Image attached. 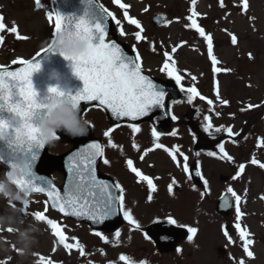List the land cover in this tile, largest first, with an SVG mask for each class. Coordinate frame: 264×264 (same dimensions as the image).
Returning a JSON list of instances; mask_svg holds the SVG:
<instances>
[{"label": "rangeland", "instance_id": "rangeland-1", "mask_svg": "<svg viewBox=\"0 0 264 264\" xmlns=\"http://www.w3.org/2000/svg\"><path fill=\"white\" fill-rule=\"evenodd\" d=\"M98 1L113 14L115 19L121 21L120 26H117L114 20L113 31L118 39L129 47L134 48L137 45L145 49L144 53L140 52V62L146 72L158 77H167L165 73L159 71L165 60L163 53L165 51L171 53L172 47L178 46L177 51L172 55L180 74L185 77L182 80L183 86L185 88L195 86L204 97L215 101L213 106H209L206 100H200L197 97L189 104L183 93L181 100L173 104L172 109L178 121L179 131L182 128L190 135L187 147L192 159L189 162L199 161L205 168L208 167L207 174L213 175L215 172L213 189L209 186L210 191H214V196L227 190L229 186L238 195L239 192L243 194L244 198L241 197L240 207L244 204L241 211L245 214L240 220H242L241 226L243 225L248 233L247 238L253 241L248 246L253 256H247L241 247L243 241L236 239L234 244L229 242L223 228L221 232L225 219L220 218L216 212L213 216L214 221L203 222L201 243L196 246L194 252L186 255V261L188 263L192 261L193 264H238L243 260L244 264H264V168L262 170L259 164L254 165L250 161L244 164L246 168L237 177L242 180L237 178L233 180L232 177L236 174L235 170L238 167L237 163L235 169L232 168L235 165L234 162L227 161L226 158L221 159L222 154L216 147L218 143H224L225 151L234 159L240 155L237 143L247 141L252 148L251 155H257V160L260 159V163H264V149H262L264 147L259 148L264 144V0H247L246 9L244 0H223V6H221V0H196L195 4H192V0H121V3L129 5L127 9L129 16L137 19L144 29L141 35L146 39L139 42L134 35L139 29L130 25L124 18V9L116 5L114 0ZM13 2L12 4V0H0V4L6 6L9 12L2 9L0 15L4 17L6 24V38L8 39L10 32L8 29L13 26L12 22H15L18 31L11 32L14 36V39L11 37L12 44L21 45L16 48L15 54L11 55L7 51L8 41L4 39L0 42V64L19 63L26 60L32 54L40 52L53 38L54 18L52 22L47 18L48 12H54L50 0H41L42 6L39 8L35 0H13ZM193 12L199 15H193ZM156 14L164 16L163 24L158 27L153 24ZM188 17L195 19L206 33L213 36V55L218 61L215 66L221 68V72H213L211 58L207 53V43L194 28L186 26L191 24ZM121 30L125 35H120ZM233 34L237 37L236 45L231 43ZM181 41L186 43L181 46ZM30 42L34 45L29 44ZM149 42H154L155 51H152ZM191 76H195L196 80L193 81ZM216 91H219L223 99L229 101L228 105L219 103L215 96ZM210 107L214 110L210 111ZM197 109L200 111L197 112ZM87 111V119L92 122V126L96 127V135L101 137V133L108 125L107 118L97 108ZM216 112H220V116L217 117ZM205 115L211 117L214 125L209 132L204 131V126L207 124L204 120ZM221 125L231 126L233 135L225 131L215 133L214 129ZM132 132L129 124H121L112 130L111 136H117L120 143H125ZM139 135L145 141L163 143L155 140L152 136V128L147 124L140 126ZM165 140L168 143L172 141L170 138ZM178 142L180 145L184 144L183 139H179ZM172 144L175 142L173 141ZM256 144L260 145L254 149ZM195 146L198 148L195 149ZM67 148L68 145L58 144L53 147L52 152H60ZM168 148L173 150L171 145ZM153 150L154 152L152 151L149 156L151 164L157 168L156 171L174 174L178 172V167L169 154L161 149ZM209 151L217 152L216 160L212 162L208 160ZM196 152H200L201 155L197 157ZM253 158L254 155L251 156V159ZM216 171L219 173V180H216ZM227 172L232 174L229 179L223 180ZM5 175L6 169L0 164V181H6ZM243 180L247 183V188L243 187ZM184 189L181 193H184L186 202L184 199L182 201L190 207L194 199H191L189 195L191 191L198 195L197 189L195 188V191L191 188V191L185 190V192ZM9 190L16 192L11 187ZM7 197L9 198V195ZM7 197L0 196V264H84L80 263L76 255H79L78 248L75 246L65 248L59 244L58 237L54 235V230L46 220H37L31 214L42 212L45 205L49 209L45 211L46 208H44L45 216L56 220L52 217H55L57 213L53 215L44 199L39 196L29 197L30 204L27 209L29 214L25 215L23 209L19 207L20 204H13L10 199L9 204ZM172 197L177 196L172 194ZM203 200L206 206L210 204L214 212L215 201L212 202L207 194L206 197L204 195ZM183 211L187 214L190 209H183ZM179 212L182 215V211L179 210ZM67 221L62 219L60 223L66 237L64 243L83 245L82 241L86 239L84 234L88 232V229ZM190 225L197 229L200 223L195 220ZM73 237L78 239L74 240ZM25 243L28 244V249L21 254L20 249ZM56 247L59 249L57 250ZM219 247L226 248L228 251L226 255L218 251Z\"/></svg>", "mask_w": 264, "mask_h": 264}, {"label": "snow or ice", "instance_id": "snow-or-ice-1", "mask_svg": "<svg viewBox=\"0 0 264 264\" xmlns=\"http://www.w3.org/2000/svg\"><path fill=\"white\" fill-rule=\"evenodd\" d=\"M35 2L37 8L42 6L41 0H35ZM114 3L119 5L121 9L125 10L123 16L128 20V23L139 29V31L134 33L136 41L139 42L145 40L146 37L141 35L144 29L141 27L140 22L129 16L127 11L129 5L121 3V0H114ZM195 3L196 0H192V4ZM87 6L89 10H91L93 6L95 7L102 18L99 22H90V20L86 18L89 14L88 11L85 12V16L75 20L71 16L66 17L56 12L50 11L47 13V18L50 22H52L54 18L53 38L58 32L71 29L75 30L78 34H83L89 41L88 51L85 55L71 58L73 61L74 72L83 81L84 88L81 92H77L75 95L67 94V99L74 106L78 107L80 115L82 111V103L91 104L92 102H97V107H103L110 111L113 117L117 119L126 117L131 121H138L143 117H148L150 113L156 110H164L168 108L169 105L166 103V98L170 95L169 90L154 82L149 75L144 73V69L140 62L141 56L136 52V49L133 48L132 50L136 53L133 56L127 54L116 40L109 39L106 42V37L109 35V18L111 17L115 20L117 26H120L121 21L115 19L113 14L100 5L97 0H87ZM221 6H223V0H221ZM244 8H247V0H244ZM193 15H199V13L193 12ZM188 19L191 20V24L186 26L194 28L199 36L207 43V53L211 58L213 72H221L222 69L215 66L218 61L213 55V36L206 33L205 29L201 27L195 19H192V17H188ZM12 23L13 26L8 29V31L17 33L18 28L15 25V22ZM5 29L6 24L4 22V17L0 15V31H4ZM120 35H125L123 30L120 31ZM3 40L4 37L0 36V42H3ZM149 43L152 46V51H155L154 42ZM184 43H186V41H181V46ZM231 43L233 45L237 44V37L234 34L231 35ZM177 47L178 46H173L171 53L168 51L163 53L165 60L159 71L165 73L167 77L174 81V88L177 86L179 87V91L185 94L186 100L189 104L198 97L200 100H206L209 106H213L215 101L204 97L198 91L197 87L192 86L185 88L183 86L182 80H184L185 77L180 74V70L176 67V61L173 59L172 55L177 51ZM45 52H50V49H44V53ZM36 55L40 56V53L38 52ZM21 63L25 66L19 71L0 70V135H6L9 140L10 148L15 146V149L23 156L24 163L20 169L17 182L19 185V192L27 197L22 203L24 214H29L27 212L30 204L28 197L33 193H44L47 195L48 200L51 201L50 208L52 210H57L64 216L85 218L94 224H103L104 221L116 217L118 214H122L123 220L132 226V229L142 231L141 225L139 221L134 218L132 210L125 206L126 190L124 187L119 181L110 184L105 180L98 179L96 175L95 165L97 163V158L104 156V145L93 142L86 146V151L80 150L68 155V177L67 183L64 185L62 192L56 187L52 179L36 174V171L34 170L35 165L40 160L42 150L45 149L46 145L43 139L38 135L35 121L40 117L42 110L46 105L38 101V94L34 90L31 81V75L40 68V63L37 60H26ZM189 75L191 74L189 73ZM191 79L195 81L196 77L191 76ZM49 92L57 93V90L49 89ZM57 94L61 96L66 95L64 92H58ZM215 96L221 105L229 104L228 100H225L220 96L219 91H216ZM176 103H178L176 99L171 100V104ZM249 107H251V105ZM209 110L213 111L214 109L210 107ZM199 111L200 110L197 109V112ZM167 114L168 113L165 112V115ZM215 114L217 117L220 116V112H216ZM9 117L15 118L18 123L14 124L12 119H7ZM171 119L175 120L176 117L172 116ZM204 120L207 121V124L204 126V131L209 132L210 129H213L211 117L205 115ZM86 123L87 128H89L90 122L87 119ZM17 127H21L23 137L22 141L19 143L12 139L11 131H9ZM129 127L132 129L133 133L140 131V127L136 123L129 124ZM111 131L112 129L109 128L103 133V135L109 137ZM214 131L215 133L225 131L229 135H233V129L231 126L221 125L216 127ZM170 134L175 136L176 132L173 131ZM162 135L163 133L157 131L156 128L153 127L152 136L156 141H159V138ZM235 135H239V133H235ZM59 139L60 136L56 134L55 141H58ZM108 146L117 147L110 137L108 139ZM133 147H136V145L134 144ZM175 147L176 151H170L169 155L176 163L177 167H180L181 161L177 159V153H179V155L183 157V171L188 173L189 157L179 151V146ZM216 147L219 149V153L222 154L220 157L221 159L226 158L227 161L234 162L233 157L225 151L224 143H218ZM155 148L168 151L162 143H155ZM151 150L152 149H147L146 151ZM195 155L199 157L201 153L196 152ZM207 155L210 157H216L217 152L209 151ZM0 158H2V156H0ZM140 159L144 160V156L141 155ZM103 163L108 164L109 161L104 159ZM251 163L254 165L259 164L261 168H264V163H260V161L255 158L251 160ZM127 167L138 178V182H146L147 188L149 189L147 199L150 202L152 200L151 193L157 190L154 178L144 174L139 168L135 167L131 159L127 160ZM244 169L245 165L240 164L238 166V171L232 179L235 180ZM195 175L203 180L204 191L202 192V195L210 194L208 181L204 179L198 166L195 169ZM155 179H159V177H156ZM189 179H191V177H189ZM175 184H178V182L173 177L172 183L168 186L170 194L173 191L172 186ZM227 194H231V196L235 198L237 223H235L234 227L238 231L240 240L243 241L244 251L248 257H252L253 252L248 250V246L251 245L253 241L247 238L248 233L241 228V224L239 223L241 216L243 215L240 207L241 196L229 186L226 190V194L221 197L223 201L222 206L230 207V201ZM48 210L49 209L46 207L45 211ZM31 214L37 220H46L47 224L54 230V235L59 238V242L63 244L65 248H72L75 246L80 250L81 256L85 255L84 248L79 243L76 245L64 243L66 237L60 224L45 216L44 212H35ZM167 222L172 225H177L178 227H187L188 232L192 234L187 237L189 241L193 239V235L197 232L195 227L179 225L176 219L171 215L167 217ZM224 234L231 242L232 237L229 235L226 226ZM95 235L100 237L105 243L109 242L108 237L101 231H96ZM114 235L118 241L121 233L117 230ZM145 238L150 239L147 233H145ZM72 239L75 240L78 238L73 237ZM180 251L181 250L177 248V252ZM101 252H103L102 249ZM119 261L124 262V264H147L146 261L136 262L126 254H121L119 256ZM109 264H114V262H109ZM238 264H244V261L241 260Z\"/></svg>", "mask_w": 264, "mask_h": 264}, {"label": "water", "instance_id": "water-1", "mask_svg": "<svg viewBox=\"0 0 264 264\" xmlns=\"http://www.w3.org/2000/svg\"><path fill=\"white\" fill-rule=\"evenodd\" d=\"M52 3L55 7L56 13H59V14L64 15L66 17L71 16L74 18V20L79 19L82 16H85L86 11H88V13H89L86 18L89 19L90 22H99L102 19L94 6L91 10L88 9L87 0H52ZM155 22H156V24H161L162 18L159 17L158 19L155 20ZM111 27H112V21L109 18V32L111 30ZM113 39L116 40L117 43H119L117 41L116 37H113ZM106 42H107V40H106ZM120 46L127 54L134 56V53L127 51L122 44H120ZM36 60L40 63L41 67L39 70L35 71L34 73H37L38 75H40V73L44 74V76L41 77V79H42L41 83L37 87H36V85H34V87H36L35 91L37 92V94L43 93V97L46 98L47 96L50 95L48 89L50 87L56 86L57 83L59 84L60 89L62 91H64L66 94L75 95L77 92H81L83 90L84 83L75 74L72 60H69L68 58L62 57L59 53H52V52H45L40 57H38ZM36 60H34V61H36ZM24 66L25 65L22 64L20 66L15 67V68L0 69V70L19 71ZM52 68H56L61 74V79L59 80V82L56 81L55 84H54V82H55L54 80L49 79V72ZM152 79L154 80V82L162 85L167 90H169L170 95H169V97L166 98L167 104H168V101L170 99H177L179 97L180 93H179L177 87L174 88V82L173 81L171 83H166V82L154 79V78H152ZM93 103H97V102H92L91 104H93ZM83 104H85L86 106L91 105L88 103H82V105ZM82 105H81V109L83 110ZM165 112H167L168 114L165 115ZM109 113H110V118L113 122H118L120 120H130L129 118H126V117H122L120 119H117V118L112 116L110 111H109ZM81 115H82V111H81ZM171 117H172V115L170 112V108L168 107L164 110H156V111L150 113L148 117L141 118L140 120H138V122L149 120L153 123V125L155 126L157 131H159V132H170L175 127V123H174L173 119H171ZM13 123L16 124L15 122H13ZM14 129L15 128H13L9 131H11L12 139L15 142L19 143V142H21V140L13 137V135H16V132L14 131ZM88 132L86 135L89 134ZM88 140H89L88 138L81 139L80 142H81V145H83V146H80V147L78 146L79 148L77 147L76 150H74L73 152H77L80 150L86 151V145L85 144L88 143ZM46 147H47V145L45 146V149L42 150L41 158L36 163L34 170L36 171L37 175L46 176V177L52 179L50 172H49V167H50L51 163H53V162L47 161L48 156H47ZM0 156H2V158H0V159L2 161L6 162L10 166L9 174H10L12 180L18 185L17 181H18L20 169L23 166L24 160H23V156L20 155L19 152L15 149V146H12L10 148L9 140H8V137L6 135H3L2 138L0 139ZM99 158L100 157L97 158V163L95 165L96 168L98 165ZM59 159H63V158H59ZM18 161H19V163H18ZM228 199H229V197H228ZM229 201H230V199H229ZM222 204H223V201L221 200L218 204V209L222 212L228 213L230 211V208H231V202H230V207L229 206H222ZM75 218H77V217H75ZM77 219L88 221L90 224H92L95 227L96 226L97 227H103V226L108 227L109 225L110 226L114 225V227H117V225H119V223H120V220H117L114 223L109 222L107 224L106 223L94 224L93 222H91L85 218H77ZM152 229L154 232L158 231V233H157L158 237L155 236L157 239H159V236L162 237L161 232L164 233L166 231L165 229L162 230L161 225H155L154 227H152ZM175 231L180 233L181 237H183V232L181 230L174 228V230H173L174 235H176Z\"/></svg>", "mask_w": 264, "mask_h": 264}, {"label": "flooded vegetation", "instance_id": "flooded-vegetation-1", "mask_svg": "<svg viewBox=\"0 0 264 264\" xmlns=\"http://www.w3.org/2000/svg\"><path fill=\"white\" fill-rule=\"evenodd\" d=\"M113 143L115 144L116 142ZM146 147L147 146H144V150L141 152L139 149L138 152L131 157L130 152L127 150L122 154H118L117 156L114 154L112 158H107L109 163L104 164L103 172L111 175L115 181H119L124 187L126 190L125 206L132 210L134 218L139 221L142 228V231L132 229V226L123 220V226L119 230L121 235L118 240L120 251L124 252L126 250V255L129 256V254H131L130 257L136 262L141 261L137 257L138 254L145 255L143 261H146L147 264H153L151 255L153 251L156 252V247L151 239L145 238V233L143 231L145 221L151 223L167 219L169 215L172 217H182V215L179 212V206L173 208L165 197V183L170 180L169 174L167 172L156 171L157 168L151 164V159L148 151H146ZM112 148L115 149L116 147ZM141 155L144 156V160L140 159ZM128 159H131L133 165L139 168L144 174L154 178L157 190L151 193L152 200L150 202L147 199L149 189L147 188L146 182H138V178L127 167ZM156 177H159V179H155ZM199 210L200 208L197 209V212H199ZM201 239L200 231L196 237V243L198 245L201 243ZM192 244H194V241ZM185 249L187 250L190 248H184V250ZM167 259H170V257ZM159 260H162V257H159ZM154 264H158L157 261Z\"/></svg>", "mask_w": 264, "mask_h": 264}, {"label": "clouds", "instance_id": "clouds-1", "mask_svg": "<svg viewBox=\"0 0 264 264\" xmlns=\"http://www.w3.org/2000/svg\"><path fill=\"white\" fill-rule=\"evenodd\" d=\"M88 45L89 41L83 34H78L71 29L58 32L50 42H47V48L50 49V52L59 53L62 57H67L69 60L73 57L85 55L88 51ZM49 79L59 82L61 79L60 72L56 68H52L49 72ZM49 89H56L57 93L64 92L60 89L58 83ZM49 93L50 95L42 101L38 100L45 104L46 107L35 121L38 135L43 139L45 145H54L55 135L60 132L73 138L87 134L86 119L80 115L78 107L67 99V94L64 92L66 95L61 96L57 93ZM10 187L6 181H0V196L7 197L10 195ZM27 249L28 244H23L20 249L21 254Z\"/></svg>", "mask_w": 264, "mask_h": 264}]
</instances>
